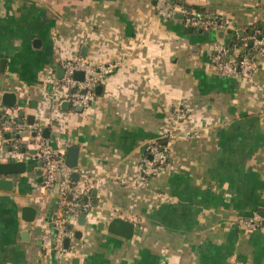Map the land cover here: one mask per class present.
<instances>
[{
    "label": "crops",
    "instance_id": "1",
    "mask_svg": "<svg viewBox=\"0 0 264 264\" xmlns=\"http://www.w3.org/2000/svg\"><path fill=\"white\" fill-rule=\"evenodd\" d=\"M181 1L228 28L192 31L182 18L160 17L156 0H0L3 114L28 126L34 115L66 162L69 147L79 148L73 179L81 192L91 187L92 203L71 225L63 255L43 248L57 190L41 187L37 147L12 159L19 133L1 132L0 162L24 161L26 171L0 175L10 181L0 189V264H264V222L255 230L240 223L264 216V52L251 78L224 76L211 60L231 34L255 23L264 33V0ZM77 57L120 62L87 109L58 85V69ZM176 106L188 112L177 123ZM168 129L170 141L162 139ZM165 142L168 163L144 185L141 160ZM115 218L134 224L131 237L109 230Z\"/></svg>",
    "mask_w": 264,
    "mask_h": 264
},
{
    "label": "built area",
    "instance_id": "2",
    "mask_svg": "<svg viewBox=\"0 0 264 264\" xmlns=\"http://www.w3.org/2000/svg\"><path fill=\"white\" fill-rule=\"evenodd\" d=\"M156 12L165 19L182 16V21L186 26L195 29L226 31L227 20L210 13H199L195 9H188L182 5L174 4L171 0H156ZM245 31V30H244ZM260 30H255L244 37L241 47L233 46L227 42L218 41L211 51V60L217 70L224 76L251 78L258 70L257 54L264 52V36L259 35ZM238 34V31L237 33ZM235 51V52H234ZM120 66L119 61L98 62L86 57L66 59L63 62L64 75L58 80V85L63 89V98L73 106L90 108L96 96V88L104 82L106 77L115 72ZM83 72V78L77 79L75 74ZM61 99H53V107L59 105ZM5 107H0V120L5 111ZM174 122H180L187 118L188 112L184 107L176 106L173 109ZM13 128V129H12ZM14 130L18 137L12 142L9 153L12 159H21L25 156L23 147L36 146V157L43 164L44 176L41 187L44 190H57L55 200L56 209L48 221L51 234L45 232L40 236V245L45 248L50 243L54 251L63 255L66 251V238H73L75 235L71 225L77 222L81 213H89L91 201L89 193L91 187L81 192L76 188L73 179L72 168L66 162L64 152H57L52 149L41 137V124H31L28 126L24 122L12 121L7 116V120L0 121V133L6 130ZM36 132L37 135H32ZM165 136V137H164ZM173 137L172 130H164L162 138L170 141ZM3 149L0 148V156ZM147 156H144L140 163L142 183L157 176L167 165L170 148L169 142L154 143L147 149ZM83 195L87 197L84 200ZM264 222V216L255 212L250 217L240 219V223L248 229H258Z\"/></svg>",
    "mask_w": 264,
    "mask_h": 264
},
{
    "label": "water",
    "instance_id": "3",
    "mask_svg": "<svg viewBox=\"0 0 264 264\" xmlns=\"http://www.w3.org/2000/svg\"><path fill=\"white\" fill-rule=\"evenodd\" d=\"M176 17L182 18V16L180 14H177ZM190 29L192 31L195 30V31H198L200 33H205V34L208 33V30H206V31H203L202 29L196 30L193 27H190ZM228 32L231 34L232 30L230 29ZM222 35H223V33H221V36ZM240 35H244V32L243 31L240 32ZM58 71L63 73L64 69L59 68ZM76 77L82 79L83 78V72H77ZM101 88H102L101 86H99L97 88L98 92L101 90ZM9 96H12V95H10V93H6L5 97H9ZM10 104H13V103H10ZM34 120H35L34 115H30L28 117L29 124H33ZM49 130L50 129L48 127H46L44 130V134L49 133ZM34 135H37V133L34 132ZM47 136H48V134H47ZM23 151H25V148H23ZM31 152L35 153V151H31ZM78 153H79V148L77 146L69 147L68 152H67V164L71 168L77 167V165H78ZM25 171H26V163L24 161L0 162V175H10V174H15V173H23ZM73 177L76 180H78V178H79L78 173L77 172L73 173ZM8 182H10V181L0 179V189L4 188V184H6ZM25 210H30V207H27ZM34 216L28 220L29 221L33 220ZM85 219H86L85 216H81L80 217V224H84ZM109 230L113 233L121 234V235L129 238L132 236V234L134 232V224L132 222L125 221L124 219H121V218H115L110 222ZM69 243H70V239L66 238L65 246L68 247Z\"/></svg>",
    "mask_w": 264,
    "mask_h": 264
},
{
    "label": "trees",
    "instance_id": "4",
    "mask_svg": "<svg viewBox=\"0 0 264 264\" xmlns=\"http://www.w3.org/2000/svg\"><path fill=\"white\" fill-rule=\"evenodd\" d=\"M174 4H178V5H182L188 9H195L197 10L199 13H210L206 7L202 6V5H190L184 1H181V0H171ZM212 14V13H210ZM213 15V14H212ZM225 20V19H224ZM227 23L229 25V21L227 20ZM260 30L261 33L259 35H262L264 36V33H263V25L261 23H255L253 25H250V26H247L246 29H244V35H240V34H231V39L229 42L232 49H233V46H238V47H241L243 45V42H244V37L248 34H251L253 31L255 30ZM203 31H206V30H203ZM235 52V51H234ZM5 120H7V116L5 114L2 115L1 117V122H4Z\"/></svg>",
    "mask_w": 264,
    "mask_h": 264
},
{
    "label": "rangeland",
    "instance_id": "5",
    "mask_svg": "<svg viewBox=\"0 0 264 264\" xmlns=\"http://www.w3.org/2000/svg\"><path fill=\"white\" fill-rule=\"evenodd\" d=\"M164 137H165V136H164ZM162 139L166 140V138H162Z\"/></svg>",
    "mask_w": 264,
    "mask_h": 264
}]
</instances>
